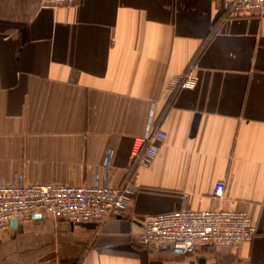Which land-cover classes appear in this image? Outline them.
<instances>
[{
	"label": "crops",
	"instance_id": "obj_1",
	"mask_svg": "<svg viewBox=\"0 0 264 264\" xmlns=\"http://www.w3.org/2000/svg\"><path fill=\"white\" fill-rule=\"evenodd\" d=\"M225 1L0 0V184L120 186L152 104L165 132L125 212L10 224L0 264H264V17ZM185 71L195 87L170 94ZM181 208L244 211L256 236L187 256L137 241L146 216Z\"/></svg>",
	"mask_w": 264,
	"mask_h": 264
},
{
	"label": "built area",
	"instance_id": "obj_2",
	"mask_svg": "<svg viewBox=\"0 0 264 264\" xmlns=\"http://www.w3.org/2000/svg\"><path fill=\"white\" fill-rule=\"evenodd\" d=\"M77 1L45 0V3L57 7ZM224 9L233 14L264 17V0H226ZM196 83L197 76L185 71L170 78L167 90L173 94L179 89H192ZM164 139L165 132L155 127L152 104L144 133L133 138L128 181L122 185L114 187L106 178L99 184L89 185L25 183L21 178L15 184H0V234L10 229L12 221L22 223L34 215L73 223L93 222L100 228L111 215H120L131 206L136 168L152 164ZM109 156L110 153L105 165ZM224 189L225 183L217 182L213 195L222 197ZM256 233L251 218L244 211L181 208L146 216L136 239L143 246L158 245L175 256H187L208 246L234 248L252 241Z\"/></svg>",
	"mask_w": 264,
	"mask_h": 264
},
{
	"label": "water",
	"instance_id": "obj_3",
	"mask_svg": "<svg viewBox=\"0 0 264 264\" xmlns=\"http://www.w3.org/2000/svg\"><path fill=\"white\" fill-rule=\"evenodd\" d=\"M38 216H39V215H38ZM11 224H12V227H16V223H15V221H12Z\"/></svg>",
	"mask_w": 264,
	"mask_h": 264
}]
</instances>
